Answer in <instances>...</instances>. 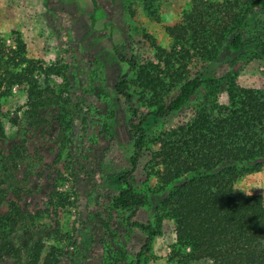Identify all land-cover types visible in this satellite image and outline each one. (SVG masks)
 Listing matches in <instances>:
<instances>
[{"label":"rangeland","instance_id":"obj_1","mask_svg":"<svg viewBox=\"0 0 264 264\" xmlns=\"http://www.w3.org/2000/svg\"><path fill=\"white\" fill-rule=\"evenodd\" d=\"M247 1L0 0V54L6 56V50L13 48V33H17L27 59L42 66L64 65L69 81L62 88L69 99L64 111L47 110L39 126L25 125L24 84L11 87L0 98V215L7 211V202L14 200L31 218L13 236L21 264L26 263L35 241L44 243L38 264L50 248L55 250L56 264H132L146 239L134 223L154 226V207L171 187H163L166 170L158 154L159 137L183 123L203 93H189V87L188 98L175 110H167L177 90L194 77L225 75H235L239 87L264 88V58L248 60L246 56L254 41L264 39V9H256L245 28L234 27L242 33L243 52L228 49L229 35L212 62L181 59L182 53L169 56L173 42L165 29L180 24L184 14L194 9L215 30L213 25L229 15L243 13ZM32 14L39 19L37 38L20 28ZM155 47L166 52L161 60ZM3 63L0 60V73L6 69ZM130 63L147 69L151 63L154 77L164 83L163 91L146 90L141 99L138 93L143 90L134 83L135 74L126 92L131 108L116 88ZM170 76L174 77L171 85ZM49 84L58 90L61 81L51 78ZM218 102H225L223 92ZM136 125L142 129L144 145L130 171L129 126ZM121 178L146 201L133 215L114 203ZM234 188L261 196L264 206V165L239 177ZM176 241L173 223L162 221L159 234L141 250V264H180ZM188 251L185 247L184 252ZM0 264L14 263L0 254Z\"/></svg>","mask_w":264,"mask_h":264},{"label":"trees","instance_id":"obj_2","mask_svg":"<svg viewBox=\"0 0 264 264\" xmlns=\"http://www.w3.org/2000/svg\"><path fill=\"white\" fill-rule=\"evenodd\" d=\"M247 3L248 7L240 15L233 13L227 20L213 25L215 30L198 10L185 13L180 24L165 29L173 42L169 56L180 57L182 53L181 59L198 57L212 62L226 45L229 35L228 49L242 53L243 36L234 27L245 28L253 12L264 9L262 0H248ZM13 35V48L6 50V56L0 54V60L6 66L0 73V98L11 87L24 84L27 88L23 113L25 125L39 126L43 123V113L50 109L64 111V106L69 103L64 94L66 91L62 90L69 86L66 67L58 62L42 66L39 61L27 59L23 42L17 33ZM177 47L179 50L175 49ZM2 48L5 51V47ZM155 50L159 60L161 55H166L159 47ZM247 52L248 60L264 58V39L254 41ZM149 66L150 71L130 63L128 71L117 83V92L125 98L129 108L131 98L126 92L135 74L133 82L143 90L138 93L141 99L146 90L152 94H156V88L164 90L162 78L154 77V65L149 63ZM51 78L60 79L58 90L49 84ZM172 78L169 77L170 85L174 82ZM189 87V93L198 90L203 93L195 100L184 122L159 137L158 154L166 170L163 187H171L154 207V226L134 223L146 234L141 250L159 234L162 221L169 220L173 223L180 264H264L262 198L242 194L234 188L239 177L257 172L264 165V88L239 87L235 75L203 80L194 77L177 90L173 106L167 110H175L188 98ZM219 92L225 95L223 103L218 102ZM129 132L132 135L133 155L129 157L132 171L143 149L144 137L140 125L129 126ZM114 203L133 215L146 201L133 191L126 178H121V189ZM6 208L7 211L0 215V254L14 264H21L20 247L14 246L13 236L20 228L24 229L31 218L14 200L8 201ZM43 247V242L32 243L25 264H38ZM185 247H189L186 253ZM141 250L132 264H141ZM54 251L50 248L41 264H56Z\"/></svg>","mask_w":264,"mask_h":264},{"label":"crops","instance_id":"obj_3","mask_svg":"<svg viewBox=\"0 0 264 264\" xmlns=\"http://www.w3.org/2000/svg\"><path fill=\"white\" fill-rule=\"evenodd\" d=\"M34 16L35 15H31V16H27L28 18H24L23 20H22V23H21V27L20 28H22V27H25V29L27 30V32L29 33V34H31V37L32 38H37L38 36H36L35 37V35H36V33H35V28H36V23H37V21L39 20V19H34ZM38 18V17H37ZM8 19H11V18H8ZM7 19V20H8ZM17 31H19L18 29H17Z\"/></svg>","mask_w":264,"mask_h":264}]
</instances>
